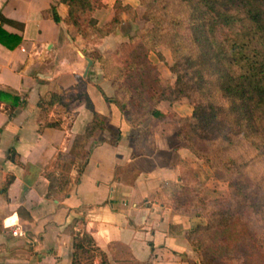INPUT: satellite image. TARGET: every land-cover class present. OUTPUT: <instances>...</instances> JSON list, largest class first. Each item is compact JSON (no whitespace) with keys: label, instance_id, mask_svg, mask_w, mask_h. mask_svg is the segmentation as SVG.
<instances>
[{"label":"crops","instance_id":"crops-1","mask_svg":"<svg viewBox=\"0 0 264 264\" xmlns=\"http://www.w3.org/2000/svg\"><path fill=\"white\" fill-rule=\"evenodd\" d=\"M116 1L101 0L98 24L111 19ZM126 2L135 17L123 13L114 31L91 42L90 34L65 21L68 6L61 0H0V12L14 21L2 27L21 36L14 48L0 42V264H73V238L83 232L106 264H186L192 257L186 232L194 213L168 202L172 186L182 182L181 159L208 166L182 145L169 115H188L192 106L184 97L161 100L162 116L133 125L114 101L120 93L98 59L143 30L138 0ZM87 57L92 62L85 74ZM161 63L162 75L173 81ZM48 92L61 100L43 110L38 101ZM9 95L20 103L13 105ZM92 110L106 117L105 127L76 150L66 169ZM146 128L150 151L141 152L137 139ZM60 173L67 182L55 190Z\"/></svg>","mask_w":264,"mask_h":264},{"label":"trees","instance_id":"trees-1","mask_svg":"<svg viewBox=\"0 0 264 264\" xmlns=\"http://www.w3.org/2000/svg\"><path fill=\"white\" fill-rule=\"evenodd\" d=\"M61 1L68 6L65 21L80 32L92 29L91 42L114 31L121 21L115 8L109 21L98 24L94 12L101 0ZM138 4L145 8L142 16L151 22L148 30L130 35L114 51L98 55V59L103 73L113 78L121 95L114 101L133 125L147 115L162 116L157 109L161 100L172 103L184 97L191 104L190 114L182 116L170 111L169 115L178 122L182 145L204 159L218 179L227 182L229 195L220 207L209 205L206 222L197 223L186 237L201 256V263L216 264L203 258L198 231L238 227L240 221L247 224L239 227L247 229L248 223L264 222V178L252 177L249 171L255 158L264 162V0H138ZM51 11L54 20L60 21L54 4ZM3 23L14 21L0 12V42L14 48L21 36L5 30ZM160 45L171 51L173 81L162 75L150 56L151 52L160 56ZM9 96L13 105L20 103L19 96ZM57 100H61L59 94L48 92L40 97L38 105L46 110ZM87 105L91 107L88 99ZM105 124L106 117L92 110L84 131L75 136L67 159L69 165L74 150L82 148ZM149 132L150 128H146L139 134L137 148L141 152L150 151L145 146ZM251 152L254 153L249 155ZM180 165L182 182H188L191 164L181 159ZM57 181L53 188L61 190L67 182L66 174L60 173ZM258 239L264 246V232ZM90 244H95L91 234L74 236L73 262L78 250H86ZM188 263L198 264L190 260Z\"/></svg>","mask_w":264,"mask_h":264},{"label":"rangeland","instance_id":"rangeland-1","mask_svg":"<svg viewBox=\"0 0 264 264\" xmlns=\"http://www.w3.org/2000/svg\"><path fill=\"white\" fill-rule=\"evenodd\" d=\"M126 1L127 0H117L114 3V8L119 10L121 16L123 13H126L129 17L134 18L136 15L135 9ZM144 9L145 8L141 6L140 11L143 13ZM95 18L98 20L97 17ZM139 24L143 26V30L139 33L142 34L148 30L151 22L144 18ZM82 30L81 33L90 34L92 29ZM160 46H158L162 49H159L161 53L160 56L155 52H151L150 56L156 63L157 61L164 62L160 64L161 70H170L169 66L173 62L171 51L168 47ZM164 55L167 56L168 60H166ZM170 72L172 73L173 79H175V74L171 70ZM76 150L78 149H75L74 152H76ZM253 153L254 152H251L249 155ZM200 160L208 165L204 159ZM68 164V161L64 160L63 167L67 169L69 166ZM191 167V179H188V182H180L174 187L172 186L171 192L168 195V202L171 203L172 207L182 212L194 213L196 221L188 230L197 223H205L207 214H209V205L218 208L223 202V198L229 195L227 182L218 179L209 165L203 167V165L195 159L194 166L191 165ZM249 171L252 177L256 178L257 176L264 178V162L255 158L251 163ZM200 213L202 215H200ZM243 223H245V221H240L238 227L232 226L225 230L218 228L205 232L198 231L197 236L201 238L203 243V258L216 264H264V246L260 244V240L258 239L264 232V222L256 221L254 223H248L247 229L239 227L240 225L244 227ZM246 224L247 223H245V225ZM85 248L86 250H78V255L75 257L73 264H103L105 262L103 254L94 246L90 244L86 245ZM99 256H101V260L98 262L96 259ZM200 259L201 256L193 249L192 257L188 258L186 262L188 263V260H190L196 261L198 264H203L200 262Z\"/></svg>","mask_w":264,"mask_h":264},{"label":"water","instance_id":"water-1","mask_svg":"<svg viewBox=\"0 0 264 264\" xmlns=\"http://www.w3.org/2000/svg\"><path fill=\"white\" fill-rule=\"evenodd\" d=\"M87 60H88V63H87L86 69H85V74L87 72L88 67L91 65V62H92L91 59L88 57H87Z\"/></svg>","mask_w":264,"mask_h":264}]
</instances>
